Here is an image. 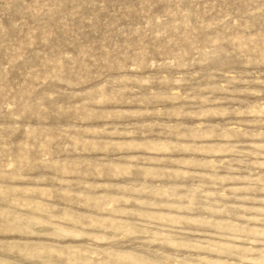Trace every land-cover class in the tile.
Masks as SVG:
<instances>
[{
    "label": "rangeland",
    "instance_id": "374dc122",
    "mask_svg": "<svg viewBox=\"0 0 264 264\" xmlns=\"http://www.w3.org/2000/svg\"><path fill=\"white\" fill-rule=\"evenodd\" d=\"M0 264H264V0H0Z\"/></svg>",
    "mask_w": 264,
    "mask_h": 264
}]
</instances>
